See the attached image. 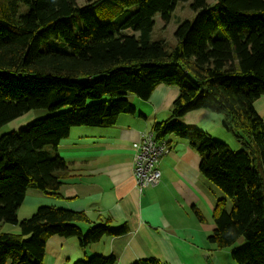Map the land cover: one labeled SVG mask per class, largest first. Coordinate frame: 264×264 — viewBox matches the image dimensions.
<instances>
[{"label":"trees","instance_id":"trees-1","mask_svg":"<svg viewBox=\"0 0 264 264\" xmlns=\"http://www.w3.org/2000/svg\"><path fill=\"white\" fill-rule=\"evenodd\" d=\"M183 1L0 0V129L30 110L50 112L0 132V264H43L52 236L85 249L128 232L111 219L83 231L80 224L92 220L68 207L44 204L23 219L17 210L29 187L61 195L73 174L58 145L72 127L112 126L135 112L130 97L145 100L161 83L178 93L169 117L152 125L155 139H186L200 172L231 202L227 210L226 197L216 201L209 243L223 248L242 238L232 257L264 264V117L254 106L264 95V0H191L194 15L178 23L173 45L151 38L155 15L167 23ZM197 109L220 117L216 136L175 120ZM72 264H117V254L84 252Z\"/></svg>","mask_w":264,"mask_h":264},{"label":"crops","instance_id":"crops-1","mask_svg":"<svg viewBox=\"0 0 264 264\" xmlns=\"http://www.w3.org/2000/svg\"><path fill=\"white\" fill-rule=\"evenodd\" d=\"M177 93L176 86L158 84L145 100L130 97L134 113L119 115L109 127L75 129L73 137L66 141L72 136L71 128L58 145L73 176L62 187L60 196L45 194L59 200L49 205L84 211L92 220L89 224L111 219L113 226L125 225L126 234L102 238V253H116L117 264H132L148 257L167 264H196L195 256L215 250L207 237L214 229V205L223 192L200 172V155L186 139L166 137L169 151L159 160L161 178L156 185L140 191L133 176V153L141 133L150 131L155 122L167 119ZM254 106L264 117V95ZM211 114L197 109L187 112L179 121L201 129L211 117L216 120L214 129L219 131L221 119ZM63 148L71 152L64 154ZM43 202L42 205L50 203L46 199ZM73 239L76 241L49 237L44 257H48L50 264H64L65 260L78 257ZM210 256L212 264L217 262L214 254Z\"/></svg>","mask_w":264,"mask_h":264},{"label":"rangeland","instance_id":"rangeland-1","mask_svg":"<svg viewBox=\"0 0 264 264\" xmlns=\"http://www.w3.org/2000/svg\"><path fill=\"white\" fill-rule=\"evenodd\" d=\"M190 2H191V0L177 3L175 8H174V10L171 12L170 19L167 21V23H165L163 20H161L159 14H156L155 17H154L155 23H154V26L152 28L151 38H154L156 36H161L167 42H169V43H171L173 45L174 41H175L174 30L176 29L178 23L180 21L184 20V19H191L193 17V15H194V12L192 11V9L190 7ZM78 3L80 4L81 0H78ZM134 9H135V6H131L129 8V10H134ZM96 17L99 18L97 15H96ZM75 21H77V18L75 19ZM67 22L70 23L72 26H74V24L72 23L71 18H68ZM48 114H50V112H49V110H47L45 108H38V109L30 110L29 112H26L25 114H23V115L15 118L14 120L6 123L0 129V132L6 131V130L17 129V128L18 129L19 128H23L27 122H29L31 120H34V119H37V118L45 117ZM211 115L215 116L217 114H215L213 112V114H211ZM168 116L166 118H168ZM176 119H179V118H175V120ZM210 119L211 120L208 121L205 125H202L203 128H201V129L204 130V131H206V130H210V131L214 130V131H212V134H215L214 136H216L218 134L217 130L214 129L215 126H216V120H215V118H211V117H210ZM172 120L175 121L174 119H172ZM81 127H83V126L72 127V136L67 138L66 141L70 140L73 137V135L75 133L74 132L75 129H83ZM150 128L148 130H150ZM86 129H89V128H86ZM224 131H226V130H224ZM220 136H226V138L228 140V141H226L227 144L230 147H232V148L236 147V143H238V142L236 141V139L233 137L232 134H230L229 132L228 133L224 132V134H222ZM66 141H65V143H66ZM58 150H59V148H58ZM60 150H59V154H60V152H62ZM63 150H64V154H68L69 152H71L70 150H67L65 148H63ZM210 183H212V185L214 187H216V188L218 187L213 182L210 181ZM217 189H220V188L218 187ZM223 196L226 197V199H227L226 209L230 210L231 202L227 198V195L225 193H223ZM43 199H46V200H48L50 202V203H48L46 205L57 204V202H59L58 199L45 195L41 190H39L37 188L29 187L26 190L25 197H24L21 205L19 206V208L17 210L18 218L19 219H23V218H27V217L31 216L33 214V212H35L37 207L41 206L42 203H44ZM90 222H87V223L83 222V223L80 224V227H82L83 231H85L87 229L86 227L83 228L85 226V224H89ZM4 225H5L4 226L5 229L12 230V232H16L19 229V227L11 225V224H4ZM73 241L75 242L74 245H75L76 249H78L79 256L78 257H71V258H73L72 260H65L64 264H72L75 260H78V259L82 258L84 252H88L89 254L94 253V252H97L99 254V253L103 252L104 239H101L99 241L90 243L85 249H81L82 247L80 248L79 240L75 241L73 239ZM242 242H243L242 238H239L236 241V243H234L232 246H227V247H223V248H216L214 246L215 247L214 251H211V252L205 254V255L209 256L208 259L205 258V255H200V256H197V257L195 256L194 259L196 261V264H212L211 260L213 258H212V256H210L211 254H214V257H215L214 259L217 260V262L214 260V264H239L232 257L231 254H232L233 247L238 246V248H239L240 244ZM45 248H46V245H45ZM43 264H50L47 256L44 257Z\"/></svg>","mask_w":264,"mask_h":264},{"label":"built area","instance_id":"built-area-1","mask_svg":"<svg viewBox=\"0 0 264 264\" xmlns=\"http://www.w3.org/2000/svg\"><path fill=\"white\" fill-rule=\"evenodd\" d=\"M169 151L166 138L156 140L152 131H144L133 153V176L138 190L156 185L161 178L159 160Z\"/></svg>","mask_w":264,"mask_h":264}]
</instances>
